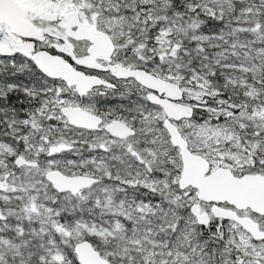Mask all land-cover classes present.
<instances>
[{
    "label": "snow or ice",
    "instance_id": "obj_1",
    "mask_svg": "<svg viewBox=\"0 0 264 264\" xmlns=\"http://www.w3.org/2000/svg\"><path fill=\"white\" fill-rule=\"evenodd\" d=\"M0 264H264V0H0Z\"/></svg>",
    "mask_w": 264,
    "mask_h": 264
}]
</instances>
